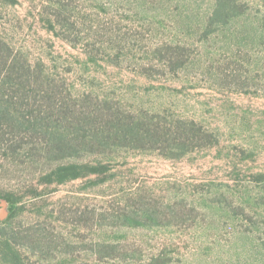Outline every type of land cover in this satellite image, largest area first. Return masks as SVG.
Listing matches in <instances>:
<instances>
[{
  "label": "rangeland",
  "instance_id": "374dc122",
  "mask_svg": "<svg viewBox=\"0 0 264 264\" xmlns=\"http://www.w3.org/2000/svg\"><path fill=\"white\" fill-rule=\"evenodd\" d=\"M0 40L50 83L0 131V264H264V0H0Z\"/></svg>",
  "mask_w": 264,
  "mask_h": 264
},
{
  "label": "trees",
  "instance_id": "16d2710c",
  "mask_svg": "<svg viewBox=\"0 0 264 264\" xmlns=\"http://www.w3.org/2000/svg\"><path fill=\"white\" fill-rule=\"evenodd\" d=\"M0 131H3L6 122H9L12 116L19 115L22 117V124L28 125V127L32 126L34 122L32 119H29V114H32L33 111L28 109L29 104L26 103L28 100L32 99V96H29L28 93H36V87L40 84L50 83L43 79L41 74H37L35 79L33 80V75L31 74V64L27 60L19 59V57L14 56L11 48L5 42L0 40ZM33 85L35 87L33 88ZM45 90L47 91V99L52 104V109L57 110L58 103L52 100V96L48 94L47 86H45ZM45 90L41 89L40 92H44ZM21 91L22 94L19 92ZM9 92V93H8ZM37 94H34L36 97ZM33 97V98H34ZM26 109V110H24ZM62 108L58 109V113L62 114ZM17 114V115H15ZM19 118V117H18ZM63 118V117H61ZM70 118H65L64 121L68 122ZM13 121V120H12ZM71 124V121H69ZM48 126V124H46ZM119 127H123L125 129L139 130L136 127L133 120L128 118H122L119 121ZM129 127V128H128ZM52 128V127H51ZM50 127L45 129L46 133L49 136V141L51 143L50 152L53 153V156L57 159L66 157L68 155H73L80 150L81 143H93L94 141L107 146L105 143H108L110 139L117 137L118 131H124L121 129H110V130H101L96 131L92 137H88L87 134H83L82 129H77V135L74 137L69 135L67 132H61L60 128L53 127V132H50ZM157 131L158 137L157 141L160 137H166L168 130L162 129L158 126L154 128ZM82 133H81V132ZM131 133H133L131 131ZM126 134V135H125ZM141 136L145 137L146 133H139ZM127 135H130L124 131V138L126 139ZM134 135V134H133ZM133 137V136H132ZM32 146L35 145V142H31ZM1 148V147H0ZM83 169L81 166L77 164H69V165H60L53 172H51L48 177L49 180H57L59 182H63L69 179H74L79 176H82Z\"/></svg>",
  "mask_w": 264,
  "mask_h": 264
}]
</instances>
